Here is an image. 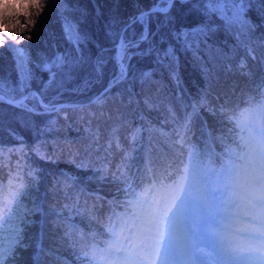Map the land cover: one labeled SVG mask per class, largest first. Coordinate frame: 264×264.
Returning <instances> with one entry per match:
<instances>
[{
	"label": "snow or ice",
	"instance_id": "6c2138e0",
	"mask_svg": "<svg viewBox=\"0 0 264 264\" xmlns=\"http://www.w3.org/2000/svg\"><path fill=\"white\" fill-rule=\"evenodd\" d=\"M177 2L189 6L184 12L186 17L195 13L200 19L191 26L177 28L173 15ZM15 3L18 7L0 13V50L7 48L12 52L17 80L13 84L0 78V103L36 115L60 113L67 107L82 108L79 104L66 105L56 101L60 99L64 84L88 64L91 75L84 81L86 87L102 82L106 66L109 62L113 66L106 86L89 100V105L103 108L110 100L117 99L123 104L125 91L129 94L127 103L131 104L135 93L130 82L137 79L141 84L151 81L161 68L168 71L169 78L179 89L177 45L180 52L191 54L205 78L210 79L211 70L201 53L212 50L211 36L223 31L234 36L239 46L252 54L254 49L247 41L258 25L250 19L248 12L254 4L261 24H264V0H151L147 6L141 0H135L136 10L132 15L126 19L112 17L106 22L105 36L109 46L96 43L97 51L93 57L91 53L85 56L81 48L88 40L79 29L82 21H74L68 15L80 11L83 17L84 13L68 0H47L48 4L56 6L64 38L71 48L57 51L51 57L38 53L39 60L34 61L28 46L22 43L31 40L32 36L20 33L36 23L32 17L41 15L45 0H15ZM21 16L24 23L20 21ZM146 57L152 58L155 67L136 70L132 60ZM261 60L264 62V54ZM244 66L242 61L241 67ZM34 68L46 72L48 79L37 78ZM33 79L43 87L33 90ZM53 86L59 91L47 98ZM257 87L264 90V78ZM178 98L185 111L180 118L169 109L171 116L167 122L174 127L171 133L162 134L176 139L171 140L172 156L165 160L162 172L146 165L144 170L129 176V153L114 172L109 171L110 162L102 163L96 169L102 172L101 180L111 175L114 182L123 185L117 189V195L123 192V199L110 202L114 207L106 226L108 239L105 246L99 250L95 245L81 250L76 256L78 264H264V91L258 103H250L238 113L220 106L223 118L233 127L227 130L226 136L219 137L222 151L213 152L211 156L190 144L187 135L192 117L208 105L207 91L198 98L189 97V102H185L182 95ZM145 103L153 107L148 97ZM189 108L190 112L187 111ZM48 124L55 127L57 121L50 119ZM117 130L114 128L110 133L109 149L113 139L117 148L121 147ZM141 130L133 131V141ZM95 139H99L98 132ZM77 167L85 165L81 163ZM29 176L32 177L30 183L23 179L16 183L15 178H10L6 195L0 183V264H16L17 250L30 247L25 243L26 231L36 225L40 229L38 237L28 236L29 241L36 239V259L41 252L55 255L51 249L43 247L46 217H62L63 210L58 212L52 207L46 213L30 190L36 187L35 172H30ZM116 207L122 210L116 211ZM38 214L41 216L39 221L34 218ZM53 223L58 226V221ZM72 227L69 226L65 235L71 234ZM55 258L69 264L60 256Z\"/></svg>",
	"mask_w": 264,
	"mask_h": 264
},
{
	"label": "trees",
	"instance_id": "16d2710c",
	"mask_svg": "<svg viewBox=\"0 0 264 264\" xmlns=\"http://www.w3.org/2000/svg\"><path fill=\"white\" fill-rule=\"evenodd\" d=\"M4 2L10 6V11L13 10V6L18 7L15 0H4ZM68 2L70 5H77L84 13L83 17L80 11L68 15L74 21H82L79 22V29L88 40L86 44H81V48L85 56L91 53L93 57L97 51L96 43L105 47L109 46L105 36L106 22L112 17L126 19L136 10L133 6L135 0H68ZM150 2L151 0H141L144 6ZM188 7V5L181 6L177 2V6L173 9L177 28L181 25L191 26L200 19L195 13L186 17L184 12ZM248 16L258 25L250 32V39L247 41L254 52L249 54L246 48L240 47L234 36L227 35L223 31L217 32L209 39V44L213 46L212 50L201 53L206 66L211 70L210 79L205 78L199 63L193 62L191 54L180 52L177 45L181 80L179 89L169 78L168 71L161 68L154 73L151 81H146L144 84H141L139 79L134 83L130 82L129 86L135 93L131 104L127 103L129 94L125 91L123 104L117 99L110 100L103 108L89 105L88 99L107 84L113 68L112 63L109 62L104 70L102 82L91 83L87 87L84 83L79 86L91 75V65L88 64L76 72L72 80L64 84V90L60 93L58 101H85L79 104L83 106L82 108L67 107L60 113L36 115L23 112L6 103H0V153H2L0 154V183L3 185L5 195L9 189L10 178H15V182L19 183L21 179L27 180L24 175L26 176L25 172L30 168L36 173L38 165L35 155L50 158L59 166L68 162H73V166L83 163L85 167L92 162H96L98 166L110 162L109 171L114 172L117 165H120L125 158V154L129 153L127 157L129 176L136 174L138 170H144L146 165L162 172L165 160L172 156L171 140L176 139L175 136L168 137L162 133H171L170 126H174L167 122L171 116L169 109L174 111L177 117L183 118L185 110L181 108V101L178 98L181 95L185 102H189V97L198 98L200 94L207 91L208 105L192 117L191 127L187 133L188 140L206 156H211L213 152H221L222 145L219 137L226 135H210L214 132V127L209 126L208 122L212 124L217 121L206 120L202 113L211 116L215 112H220L221 105L238 113L250 103H258L261 92L264 91L257 87L264 78V62L261 60V55L264 54V24H261L255 4L248 12ZM32 18L36 23L25 28L20 34L32 36L31 40H25L22 43L28 46L34 61L39 60L38 53L51 57L57 51L64 52L71 48L64 38L62 24L54 4H45L41 15ZM20 21L24 23L23 16L20 17ZM136 30L139 32L138 26ZM3 50L5 57L0 65V78L15 84L17 73L12 52L7 48ZM253 56L256 58L253 59ZM151 59V57L134 58L132 64L136 70L151 69L155 67ZM242 61L245 64L244 67H241ZM33 70L37 78L46 81L48 77L46 72L35 68ZM31 87L33 90H39L43 84L33 79ZM58 91L59 89L53 86L49 89L47 98L55 96ZM115 91L116 89H113V92ZM146 97L149 98L153 107L145 103ZM187 111L190 112L191 109ZM101 112L104 114L101 115ZM50 119L57 121L55 127L48 124ZM49 127L52 130L46 131L45 129ZM114 128L118 129L116 137L121 147L117 148L116 140L113 139L109 149L110 133ZM138 128L142 130L139 137L133 141V131ZM236 131L238 132V129ZM97 132L98 140L95 139ZM206 135L210 138L211 144ZM90 144L91 148H89ZM97 145L99 150H96ZM21 148L23 151H10ZM53 171L59 170L48 168L46 174L50 176ZM58 179L57 182L49 183L52 188L57 186L52 196L59 198L57 202H60V198L63 199V204L76 208L94 220L96 225L91 227L81 224L78 228L73 225L71 234L65 235L69 232L73 219L63 216L55 219L57 216L51 215L46 218L51 221L52 228L60 229V240L66 243L73 254L79 255L81 250H86L93 245L98 250L102 249L105 246V240L108 239L106 226L114 207L110 202L123 199V192L117 195V189L123 188V185L120 184L118 188L110 187V189L105 186L107 189L103 191L104 187H99L100 182L92 184L90 177L59 174ZM84 181L86 182L83 183ZM115 210L122 209L116 207ZM54 221H58V226L54 225ZM41 255L47 257L45 253ZM55 257V255L52 256L51 264H63L62 260H57ZM44 260L40 259V264H45ZM63 260H67L69 264H78L73 258H63Z\"/></svg>",
	"mask_w": 264,
	"mask_h": 264
},
{
	"label": "rangeland",
	"instance_id": "374dc122",
	"mask_svg": "<svg viewBox=\"0 0 264 264\" xmlns=\"http://www.w3.org/2000/svg\"><path fill=\"white\" fill-rule=\"evenodd\" d=\"M45 4H48L47 1H45ZM6 5H7V8L5 7ZM5 10L10 11V6L8 4H6L4 2V0H0V13L4 12ZM3 53H4V50L3 49L0 50V65H1V63L5 57V55H3ZM88 78H86V79H88ZM15 79L17 80V76ZM47 79H48V77L45 80H47ZM85 80H83V82L81 84H79V86L83 85ZM52 92H54V91H52ZM202 115L208 121H213V120L217 121V123H212V124H210L208 122L209 126L214 127L213 133L210 134L208 132L212 136L227 135V130L229 128L233 127V125L231 123H229L226 119L223 118V115L221 114V112H215V114L213 113L211 115L212 117L205 115L203 113H202ZM173 127L174 126H170V131H171V129H173ZM35 158H36L37 165H38L37 171L35 173L36 187L32 188L30 190L32 191L33 195H35L37 197L38 201L41 202L44 211L45 212L49 211V209L52 207H54L58 212L60 210H63L62 216L72 218L73 221H71L70 224H72V226L73 225L76 226L77 228L80 227L81 224L91 226V227L95 226L96 223H94L95 222L94 220L85 216L82 212L76 210V208H70L68 206L65 207V205H68V204H63L62 203L63 199L60 198V202H57V200L59 198L52 196V195H54L53 193L56 192L57 186L52 188L51 184H49V183H52L53 181L57 182V180H59L58 175L64 174L66 176H71V177L72 176L77 177L78 175L88 177V178L90 177V179H92V184H95V183L98 184V182H100L99 187L103 186L104 187L102 189L103 191H105L107 188L110 189V187L118 188V186L120 184L114 182L111 178V175L106 177L104 180H101L100 176L102 175V172L96 170L99 167L98 166L99 164H97L96 162H92V163L87 164L86 165L87 167H77V164L75 166H73V162L72 163L68 162L66 164H61L59 166L58 164L53 163L50 158L38 156V155H35ZM48 168H53V169H56L59 171H53V173H51V175L48 176V174H46V170ZM33 171L35 172V170H32L30 168L29 170H27V172H25L26 176L24 175V177H26V179H27V180H25L26 183H30L32 181V177L29 176V173L33 172ZM27 176H29V177H27ZM85 182L86 181H84L83 183H85ZM105 186L107 188H105ZM34 218L37 221H39L41 219V216L38 214ZM58 218L59 217H57L55 219H58ZM51 225H52L51 221H49L46 218L45 239L43 241V247L45 249H51L55 253V256H60L64 259H68V258L69 259H71V258L76 259L77 255L73 254L69 250L66 243L62 242V240H60L61 239L60 229L55 228V227L52 228ZM39 231H40L39 225L33 226L26 231L25 243H29L30 247L27 249H18L17 250L16 264H40V259H45L43 261V262H46L45 264H51L50 261H51L52 256H54V255L50 256V255L45 254L47 256V257H45V256L41 255V254H43V252H41V253H39V259H36L37 254H38V249L36 247V239L34 238L31 241L28 240V236H30V235H32L34 237H38ZM48 256H50V257H48Z\"/></svg>",
	"mask_w": 264,
	"mask_h": 264
},
{
	"label": "water",
	"instance_id": "95a60500",
	"mask_svg": "<svg viewBox=\"0 0 264 264\" xmlns=\"http://www.w3.org/2000/svg\"><path fill=\"white\" fill-rule=\"evenodd\" d=\"M103 88H101L98 92H96L94 95H92L88 100H90L91 98H93L94 96H96L97 94H99V92L102 91ZM83 102H85V101H82V102H79V101H58L57 103H59V104H66V105H76V104H80V103H83Z\"/></svg>",
	"mask_w": 264,
	"mask_h": 264
}]
</instances>
